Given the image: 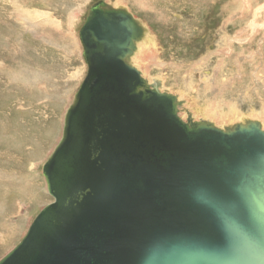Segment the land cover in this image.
Returning a JSON list of instances; mask_svg holds the SVG:
<instances>
[{
  "label": "water",
  "instance_id": "95a60500",
  "mask_svg": "<svg viewBox=\"0 0 264 264\" xmlns=\"http://www.w3.org/2000/svg\"><path fill=\"white\" fill-rule=\"evenodd\" d=\"M144 28L103 0L87 72L42 167L53 201L0 264H264V129L178 114L131 64Z\"/></svg>",
  "mask_w": 264,
  "mask_h": 264
},
{
  "label": "rangeland",
  "instance_id": "374dc122",
  "mask_svg": "<svg viewBox=\"0 0 264 264\" xmlns=\"http://www.w3.org/2000/svg\"><path fill=\"white\" fill-rule=\"evenodd\" d=\"M97 1L0 0V259L53 201L42 167L87 72L79 32ZM103 1L142 25L140 50L157 39L149 59L136 49L130 60L149 83L183 92L191 109H264V0Z\"/></svg>",
  "mask_w": 264,
  "mask_h": 264
},
{
  "label": "bare ground",
  "instance_id": "6f19581e",
  "mask_svg": "<svg viewBox=\"0 0 264 264\" xmlns=\"http://www.w3.org/2000/svg\"><path fill=\"white\" fill-rule=\"evenodd\" d=\"M112 1V0H111ZM114 1V0H113ZM122 2V1H121ZM236 9V8H235ZM238 9V8H237ZM232 10V9H231ZM132 12V11H131ZM29 15V14H28ZM32 15V14H31ZM34 16V15H33ZM222 36V35H221ZM223 37V36H222ZM227 37V36H226ZM225 37V38H226ZM4 39V38H3ZM224 39V38H223ZM222 39V40H223ZM146 43H145V46L144 45H142L141 46V50H140V46H139V42L137 43V45H136V49H138V50H140V54L142 53V52H144L145 51V54H146V59H149V57L151 56L150 54H148L149 52H152L153 51V48H155V47H157L158 46V41H157V39L156 38H153V39H151L150 37L148 38H146ZM221 40V39H220ZM221 40V41H222ZM224 41H226V40H224ZM223 41V42H224ZM225 44V43H224ZM223 45V44H222ZM148 49H150V50H148ZM136 52V51H135ZM134 52V53H135ZM139 54V55H140ZM144 54V55H145ZM148 54V55H147ZM208 55V54H207ZM211 55V54H210ZM209 55V56H210ZM208 59H210V58H208ZM208 59H207V61H208ZM204 61V60H203ZM206 62V61H205ZM204 62V63H205ZM204 63H202V64H204ZM225 65V64H224ZM86 66V65H85ZM219 66H221V64L219 65ZM222 67V66H221ZM138 69V68H137ZM142 69V68H141ZM201 69H202V67H201ZM219 69V68H218ZM139 70V69H138ZM200 70V69H199ZM205 70V69H204ZM208 70V69H207ZM224 70V69H223ZM222 70V71H223ZM140 72H141V70H139ZM205 72V71H204ZM208 72V71H207ZM142 74V73H141ZM205 75V74H204ZM207 75V74H206ZM260 75V74H259ZM143 76V75H142ZM144 77V76H143ZM194 77V76H193ZM190 78V77H189ZM219 78V77H218ZM146 79V78H145ZM207 79H208V77H207ZM147 80V79H146ZM189 82V81H188ZM190 82H192V81H190ZM193 82H194V80H193ZM191 84H193V83H191ZM188 85H190V84H188ZM162 84H161V86L159 87V90L161 91V92H168V93H172V94H174V95H176L177 96V99L179 100V102H181V103H179L180 105L178 106V114H180L181 112H180V110L181 109H183V108H185V110H186V112H188V113H190L191 111H193V116H198L199 118H201L202 120H207V121H211L214 125H216L217 127H220V128H224L225 126H228V125H232V124H235V123H238V122H243V121H245V120H248V119H253V120H258L260 123H261V126H262V128L264 129V107H262V109L263 110H261L260 112H258V113H256V114H250V113H252L253 111H255L254 109H251V112L249 113L250 115H244L243 116V114H239L238 115V113L237 114H235V116L233 115H231V116H229V110L231 109V108H235V107H233V106H236V105H234V102H233V104L232 103H230V104H232V106H229V105H227V107H219V105L217 106V105H215V104H213V103H211V104H209V105H207V107H205V110H202V109H200V108H202V106L200 107H198L197 105H193L192 106V109L191 108H189L188 106H186V99H185V95H183V94H181V93H183V92H179V91H171V90H169V91H166V90H164V89H162ZM166 86V85H165ZM193 86V85H192ZM186 88V87H185ZM187 88H189V86L187 87ZM189 89H191V88H189ZM3 92V91H2ZM176 92H177V94H176ZM240 94V93H239ZM189 95V94H188ZM222 95H224V94H222L221 93V95L220 96H222ZM184 99H185V101H184ZM230 101V100H229ZM236 102V101H235ZM222 104V103H221ZM229 104V103H228ZM204 106H206V105H204ZM230 108V109H229ZM233 110H235V109H233ZM233 110L231 111V114L233 113ZM236 110H238V108L236 109ZM209 111H211V112H213V113H215V114H222V113H225L226 115H228V117H225V116H223V114H222V116L223 117H225V118H221V119H216L215 117H213V116H218V115H215V114H207V112H209ZM186 112H183V113H186ZM192 113V112H191ZM242 113V112H241ZM224 114V115H225ZM188 114L186 113V116H187ZM211 115H213V116H211ZM186 116H185V120H186ZM201 116H203V117H201ZM180 117H182V116H180ZM221 117V116H220ZM199 118H197V120H199ZM50 154H51V152H50ZM47 159V158H46ZM46 161V160H45ZM45 180V179H44ZM46 183V182H45ZM46 189H47V187H46ZM27 230H28V228H27ZM26 230V231H27ZM26 233V232H25ZM24 233V234H25ZM10 251V250H9ZM8 251V252H9ZM7 252V253H8Z\"/></svg>",
  "mask_w": 264,
  "mask_h": 264
}]
</instances>
